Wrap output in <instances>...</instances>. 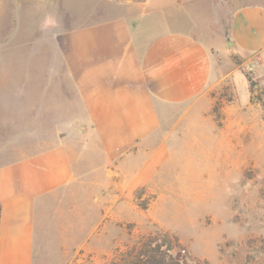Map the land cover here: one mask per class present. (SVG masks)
Segmentation results:
<instances>
[{
	"label": "crops",
	"instance_id": "crops-1",
	"mask_svg": "<svg viewBox=\"0 0 264 264\" xmlns=\"http://www.w3.org/2000/svg\"><path fill=\"white\" fill-rule=\"evenodd\" d=\"M263 55L264 0H0V264H101L103 221L208 155Z\"/></svg>",
	"mask_w": 264,
	"mask_h": 264
},
{
	"label": "rangeland",
	"instance_id": "rangeland-1",
	"mask_svg": "<svg viewBox=\"0 0 264 264\" xmlns=\"http://www.w3.org/2000/svg\"><path fill=\"white\" fill-rule=\"evenodd\" d=\"M215 97L217 133L197 146L208 155L181 154L177 169L161 172V190L137 188L119 201L117 221H103L102 237L92 239L101 264H133L165 234L169 254L186 264H264V90L237 71L235 89L229 80Z\"/></svg>",
	"mask_w": 264,
	"mask_h": 264
},
{
	"label": "trees",
	"instance_id": "trees-1",
	"mask_svg": "<svg viewBox=\"0 0 264 264\" xmlns=\"http://www.w3.org/2000/svg\"><path fill=\"white\" fill-rule=\"evenodd\" d=\"M249 81L253 83L250 77ZM173 244V239L169 234H165V238L161 240V243L156 244L154 247L152 240H150L144 245L139 254L133 256V264H186L181 259H175L169 254ZM142 256L147 257V259L143 260Z\"/></svg>",
	"mask_w": 264,
	"mask_h": 264
},
{
	"label": "built area",
	"instance_id": "built-area-1",
	"mask_svg": "<svg viewBox=\"0 0 264 264\" xmlns=\"http://www.w3.org/2000/svg\"><path fill=\"white\" fill-rule=\"evenodd\" d=\"M262 59H263V62H264V55H263Z\"/></svg>",
	"mask_w": 264,
	"mask_h": 264
}]
</instances>
